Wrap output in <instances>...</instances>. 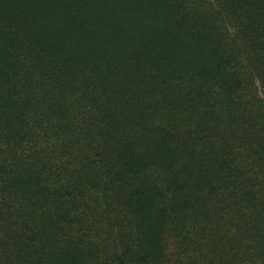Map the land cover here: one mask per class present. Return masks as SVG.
Instances as JSON below:
<instances>
[{
  "label": "trees",
  "instance_id": "1",
  "mask_svg": "<svg viewBox=\"0 0 264 264\" xmlns=\"http://www.w3.org/2000/svg\"><path fill=\"white\" fill-rule=\"evenodd\" d=\"M0 264H264V0H0Z\"/></svg>",
  "mask_w": 264,
  "mask_h": 264
}]
</instances>
